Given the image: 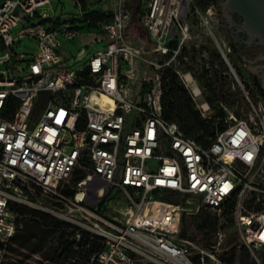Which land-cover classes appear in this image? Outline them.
I'll return each instance as SVG.
<instances>
[{
    "label": "built area",
    "instance_id": "built-area-1",
    "mask_svg": "<svg viewBox=\"0 0 264 264\" xmlns=\"http://www.w3.org/2000/svg\"><path fill=\"white\" fill-rule=\"evenodd\" d=\"M50 1L0 0V264L13 260L7 247L24 215L17 205L32 203L33 192L75 224L64 227L68 250L44 256L57 244L49 240L20 264H233L221 227L212 242L180 235L183 206L165 194L196 195L232 216L250 255L238 264H264V98L247 92V110L229 112L223 121L234 120L204 143L162 115L161 71L190 37L194 0H141L148 42L128 32L132 0H71L75 14L61 20L44 11ZM207 10L218 29V13ZM85 29L87 54L65 57L62 39ZM208 30L229 63L227 42ZM76 171L84 175L66 195L60 187ZM110 190L126 202L123 220L98 211Z\"/></svg>",
    "mask_w": 264,
    "mask_h": 264
},
{
    "label": "rangeland",
    "instance_id": "rangeland-1",
    "mask_svg": "<svg viewBox=\"0 0 264 264\" xmlns=\"http://www.w3.org/2000/svg\"><path fill=\"white\" fill-rule=\"evenodd\" d=\"M94 1L95 0H88V4L93 5ZM219 1L220 0H210L208 3H205L203 0H194L197 11L193 10L189 16L190 37L181 44L179 50L173 55L170 65H165L161 72L163 73L165 69L175 70L179 82L189 91L191 96H193L192 90L194 88L192 84L186 82V79H184L185 74L189 73L193 83L198 87L200 92L198 97H194L195 99H193L196 108L203 117L212 116L216 113L215 108L210 106L206 101L209 95L208 88H206L209 81L217 91L223 94L222 98L221 96L214 98V103L218 102V104L222 106L224 118L229 112H233L235 117H239L242 112L246 111L249 107V101L245 95L247 92L250 100L253 102L264 97H262L258 87L253 83V77L246 69V65L241 58V54H245L243 47L233 45L230 42L222 24H220L221 26H219L218 29L213 28L210 24L211 20L207 12L209 8L218 13L221 19L222 14L220 12V7H218ZM140 3L141 0H135L133 2L134 6L140 5ZM43 9L47 14L59 17L60 20L69 19L75 14V9L72 7L71 0H51ZM138 24L139 22H137V20H133L129 26L130 32L139 34L148 42L144 28L141 27L142 30H144V34H140V32L137 31ZM209 28L212 29L217 39L224 38L227 42L230 51L226 49L224 51L237 78L233 74L229 63L226 62L222 55L219 46L210 34ZM83 32L81 37L74 40L62 39L61 53L65 57L87 54L90 41L92 40V34L86 29L83 30ZM149 46L150 44L148 43L145 48ZM146 56H148V54L143 53L139 61L140 69L148 72L149 68L143 60ZM170 56L171 54L168 57ZM162 73L161 75H163ZM204 102L207 104V108H203L202 103ZM233 120L234 119L231 118L228 122H224V125ZM165 196L168 200L179 202L183 206L180 220V235L193 237L203 243L212 242L214 239L213 232L218 227H221L225 231L222 250H228L234 244H242L236 220L232 216L222 217L218 215L214 210L202 205L200 198L196 195L165 194ZM29 200L32 203L19 204L26 207L37 208L48 213L50 212L45 210L44 207H53L55 202L53 198L39 192H33ZM125 206L126 202L123 200L121 194L118 191L110 190L103 197L101 204L98 206V211L109 220L120 221L124 218L123 209ZM50 214L54 215L53 213ZM54 216L66 222L68 225L75 224L57 215ZM25 218L27 217L23 215V220ZM204 220L213 222L214 225L210 226L208 223L203 224ZM7 256L14 257L11 253H7ZM235 258V264L239 262L244 263L250 260V255L246 260H243V255L239 252V254L236 253ZM29 263L32 264L33 262Z\"/></svg>",
    "mask_w": 264,
    "mask_h": 264
},
{
    "label": "trees",
    "instance_id": "trees-1",
    "mask_svg": "<svg viewBox=\"0 0 264 264\" xmlns=\"http://www.w3.org/2000/svg\"><path fill=\"white\" fill-rule=\"evenodd\" d=\"M134 1L135 0H132L131 3ZM203 1L208 3L210 0ZM138 12L139 5H133L131 22L133 20L139 22ZM96 14V11H93L86 15L95 16ZM222 21L223 19L221 17L220 22ZM141 27L142 26L139 22L137 31L140 32V34H144V30H142ZM128 32H130L129 28ZM162 74V115L165 119L175 121L185 134L193 137L200 143H204L208 138L213 137L217 130L224 127L223 108L218 102L214 103V98L219 96L222 98L223 94L217 91L210 81L206 87L209 92L206 101L210 106L215 108L216 113L212 116L203 117L200 111L196 108L195 101L189 91L179 82L175 70L165 69ZM254 81L258 90L261 92L262 97H264V90H262L259 80L255 78ZM83 175V173L76 171L67 182L63 183L60 190L66 195H72L75 190L74 187L76 181L82 178ZM17 209L27 218L23 220L22 227L13 234L7 247L8 253L13 254L14 256L13 260L8 259L4 264H20L30 252L41 251L49 240H54L57 244L48 246V248L43 251L44 256H49L58 248H62L63 251L69 249V245L67 244L69 239L67 236L70 232L66 231L64 228L68 225L66 222L37 208L18 204ZM205 223H208L210 226L214 225L213 222H207V220H204L203 224ZM72 232L73 230H71V233ZM82 236L85 243L90 241L92 249L98 246L96 238H89L85 233H83ZM237 251L243 255V260H246V258L249 257L248 251L243 245L238 247L237 244H234L229 248V256H226L225 259L234 264L236 262L235 257Z\"/></svg>",
    "mask_w": 264,
    "mask_h": 264
},
{
    "label": "flooded vegetation",
    "instance_id": "flooded-vegetation-1",
    "mask_svg": "<svg viewBox=\"0 0 264 264\" xmlns=\"http://www.w3.org/2000/svg\"><path fill=\"white\" fill-rule=\"evenodd\" d=\"M220 0L219 7L222 14ZM223 21L220 22L224 27V31L233 45L241 46L245 54L241 58L246 65V69L251 73L253 83L254 79L259 80L262 90H264V44H261L256 36L249 35L241 29L242 20L236 12H230L229 16L222 15Z\"/></svg>",
    "mask_w": 264,
    "mask_h": 264
},
{
    "label": "water",
    "instance_id": "water-1",
    "mask_svg": "<svg viewBox=\"0 0 264 264\" xmlns=\"http://www.w3.org/2000/svg\"><path fill=\"white\" fill-rule=\"evenodd\" d=\"M220 5L222 15L236 12L242 20L241 29L264 44V0H223Z\"/></svg>",
    "mask_w": 264,
    "mask_h": 264
},
{
    "label": "bare ground",
    "instance_id": "bare-ground-1",
    "mask_svg": "<svg viewBox=\"0 0 264 264\" xmlns=\"http://www.w3.org/2000/svg\"><path fill=\"white\" fill-rule=\"evenodd\" d=\"M184 79H186V82H189L190 84H192V87L196 90V91H198L199 89H198V87L193 83V81H192V79H191V77H190V75H189V73L188 74H185V78ZM191 87V88H192ZM203 105V108H207V104L204 102V103H202Z\"/></svg>",
    "mask_w": 264,
    "mask_h": 264
},
{
    "label": "crops",
    "instance_id": "crops-1",
    "mask_svg": "<svg viewBox=\"0 0 264 264\" xmlns=\"http://www.w3.org/2000/svg\"><path fill=\"white\" fill-rule=\"evenodd\" d=\"M199 95V94H198ZM198 95L196 97H198Z\"/></svg>",
    "mask_w": 264,
    "mask_h": 264
}]
</instances>
